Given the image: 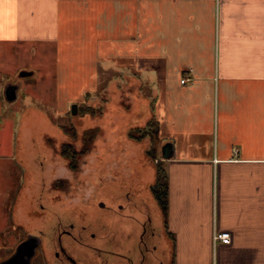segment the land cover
<instances>
[{
  "label": "crops",
  "instance_id": "obj_1",
  "mask_svg": "<svg viewBox=\"0 0 264 264\" xmlns=\"http://www.w3.org/2000/svg\"><path fill=\"white\" fill-rule=\"evenodd\" d=\"M16 74L49 79L63 114L67 101L98 94L108 106L117 101L112 131L153 119L158 148L168 145L165 211L111 183L113 212L100 210L89 245L134 261L131 244L146 228L149 264H264V0H0V99L9 86L19 98L24 82L9 80ZM39 115L32 107L21 114V158L24 133ZM21 197L23 189L0 236L19 227L24 235L0 263L52 228L34 219L45 210L38 203L25 215ZM82 216L92 218L85 207ZM220 232L230 233V243L215 240ZM48 252L38 251L31 264H50ZM93 258L86 249V263Z\"/></svg>",
  "mask_w": 264,
  "mask_h": 264
},
{
  "label": "rangeland",
  "instance_id": "obj_2",
  "mask_svg": "<svg viewBox=\"0 0 264 264\" xmlns=\"http://www.w3.org/2000/svg\"><path fill=\"white\" fill-rule=\"evenodd\" d=\"M4 80L2 91L8 79ZM9 80L17 84L21 81L24 83L18 99L9 102L3 97V92L0 99V229L11 226V213L22 189L20 208L23 213L26 215V209L36 205L39 198L46 209L35 213L34 219L46 227L53 223L50 209L63 215V219L69 210H75L76 219L82 220L84 207L86 213H90L89 217L98 216L102 211L97 212V203L100 201L106 204V199L110 197L111 183L132 187L131 191L137 199L148 197L155 204L152 191L155 162L150 160L147 151L156 152L158 143L151 144L148 138L141 142L133 141L128 137L129 132L111 130L110 122L118 107L117 101L108 106V101L100 94L96 100L90 96L76 102L78 105L75 114H71V109L76 103L67 101L68 111L63 114L58 109L54 84L49 83V79H20L16 74ZM25 81L32 82L25 84ZM121 103L129 111L131 101L124 100ZM88 106L93 107L96 112L88 113ZM29 107L45 115L54 127L49 126V122H44L45 118L39 115L38 122L33 121L35 125L24 133L23 141L26 145L21 158L20 149L17 148L18 136L22 135L18 130L19 121L21 114ZM135 107L136 102L133 104V108ZM100 110L102 114H99ZM121 114L127 119L125 112ZM101 125L106 129L105 133L99 127ZM69 126L73 130L66 133L63 127ZM92 128L99 129L97 135L93 140L85 138L84 133ZM120 134L123 141H118ZM66 149L75 150V158L63 155ZM71 159L76 161L75 169L70 168ZM148 160L152 162L149 166L146 164ZM26 176L28 178L24 182ZM115 203L116 200L113 204ZM80 212L81 215L78 216ZM15 229L6 230L0 236V258L10 254L16 235H24V229ZM173 246L172 244V249ZM3 247L6 248L5 251ZM50 259L53 261L52 257ZM162 263L160 261L157 264Z\"/></svg>",
  "mask_w": 264,
  "mask_h": 264
},
{
  "label": "flooded vegetation",
  "instance_id": "obj_3",
  "mask_svg": "<svg viewBox=\"0 0 264 264\" xmlns=\"http://www.w3.org/2000/svg\"><path fill=\"white\" fill-rule=\"evenodd\" d=\"M124 195H128L127 192ZM116 200V191L110 192V197L106 199V204L104 202L97 203L99 207L98 212L103 210V214L110 216L113 208V202ZM38 205L42 209H46V206L41 203V200L37 199ZM101 208V209H100ZM48 210V209H47ZM50 209V215L53 218L52 228L48 232L44 233L46 239L43 238L41 241L33 240V244L36 246V252L32 256L35 257L39 250L47 252L52 257V262L50 264H149L148 257L150 255L149 238L146 237V228H143L142 236L139 238L137 243L131 244V250L129 251L132 255L136 256V260H132L127 254H120L116 250L102 249L99 247H94L89 245L88 241L96 236V233L92 232V228L96 225H100V221L103 220L100 216L95 218H88L79 220L76 219V211L69 210L66 218L63 219V215L54 213ZM80 210V209H79ZM100 213V212H99ZM101 214V213H100ZM81 215V212L78 216ZM83 217V216H82ZM102 230L103 228L100 229ZM99 232V236H104L106 233ZM45 241V242H44ZM105 246H108L106 243ZM17 247H15L14 252ZM26 247L24 248V250ZM86 249H91L94 253V258L90 260L89 263L85 261V251ZM23 252L25 253L26 250ZM13 252V253H14ZM12 253V254H13ZM31 258V262H32Z\"/></svg>",
  "mask_w": 264,
  "mask_h": 264
},
{
  "label": "trees",
  "instance_id": "obj_4",
  "mask_svg": "<svg viewBox=\"0 0 264 264\" xmlns=\"http://www.w3.org/2000/svg\"><path fill=\"white\" fill-rule=\"evenodd\" d=\"M86 109L88 113L94 114V112H96L93 110V107L91 106H88ZM99 114H102V110L99 111ZM63 129L66 133H70L73 130L72 126L63 127ZM98 130H99L98 128H92L87 130L84 133L85 138L93 140L95 135H97ZM158 135L159 132H158L157 121L153 119L149 120L144 126L135 127L129 131V137L132 140L141 142L145 138H148L150 139L151 144H155L159 142ZM67 150L70 152V154ZM70 150L71 149H66L63 155L67 156L68 158H71V156H74L75 158V154H76L75 150L72 151ZM147 153L149 155L150 160L155 162V169H156V177H155L154 186L152 187V191L158 205L162 210L165 211V208L167 206L168 184H167V172L163 157V149L158 148V150L154 153H152L151 150H148ZM156 159L157 161H155ZM70 168L72 169L76 168L75 159L74 162L71 159Z\"/></svg>",
  "mask_w": 264,
  "mask_h": 264
},
{
  "label": "water",
  "instance_id": "obj_5",
  "mask_svg": "<svg viewBox=\"0 0 264 264\" xmlns=\"http://www.w3.org/2000/svg\"><path fill=\"white\" fill-rule=\"evenodd\" d=\"M16 86H9L5 89L4 91V98L7 101H12L15 99L16 97ZM77 112V104H74L72 106L71 109V113L75 114ZM168 145H166L163 148V157L164 159H168L169 158V154H168ZM33 240L35 241H40V239H35L32 237H28L27 240H25L24 242L20 243L15 252L10 255V257H8L6 260L2 261L0 264H31V258L34 255V253L36 252L35 250V245L33 244ZM26 247V252L24 253L23 250ZM24 250V251H25Z\"/></svg>",
  "mask_w": 264,
  "mask_h": 264
},
{
  "label": "built area",
  "instance_id": "obj_6",
  "mask_svg": "<svg viewBox=\"0 0 264 264\" xmlns=\"http://www.w3.org/2000/svg\"><path fill=\"white\" fill-rule=\"evenodd\" d=\"M185 81H186V79H183L182 83H184ZM214 238L216 241H221L223 243H230V241H231V235L229 232L216 233Z\"/></svg>",
  "mask_w": 264,
  "mask_h": 264
}]
</instances>
